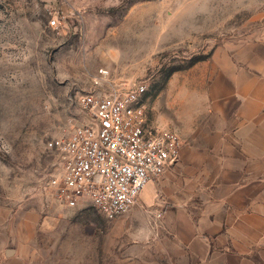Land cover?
<instances>
[{
  "label": "rangeland",
  "instance_id": "rangeland-1",
  "mask_svg": "<svg viewBox=\"0 0 264 264\" xmlns=\"http://www.w3.org/2000/svg\"><path fill=\"white\" fill-rule=\"evenodd\" d=\"M263 41L264 0H0V264H166L117 219L51 199L47 143L77 125L83 94L141 82L183 142L204 115L207 62Z\"/></svg>",
  "mask_w": 264,
  "mask_h": 264
},
{
  "label": "crops",
  "instance_id": "crops-1",
  "mask_svg": "<svg viewBox=\"0 0 264 264\" xmlns=\"http://www.w3.org/2000/svg\"><path fill=\"white\" fill-rule=\"evenodd\" d=\"M257 45L263 52L248 44L207 62L204 115L178 164L117 218L166 264H264V41ZM141 215L154 221L152 235L144 225L131 231Z\"/></svg>",
  "mask_w": 264,
  "mask_h": 264
},
{
  "label": "built area",
  "instance_id": "built-area-1",
  "mask_svg": "<svg viewBox=\"0 0 264 264\" xmlns=\"http://www.w3.org/2000/svg\"><path fill=\"white\" fill-rule=\"evenodd\" d=\"M49 24L58 28V18ZM146 93L141 82L79 98L77 125L47 143L59 163L45 187L51 199L66 208L90 206L113 221L136 204L146 185L178 164L182 139L152 118Z\"/></svg>",
  "mask_w": 264,
  "mask_h": 264
}]
</instances>
